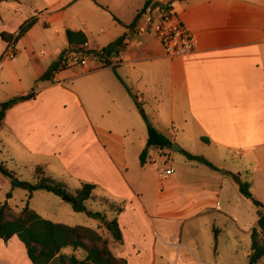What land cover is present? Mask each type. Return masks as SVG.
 Here are the masks:
<instances>
[{
  "label": "crops",
  "instance_id": "obj_1",
  "mask_svg": "<svg viewBox=\"0 0 264 264\" xmlns=\"http://www.w3.org/2000/svg\"><path fill=\"white\" fill-rule=\"evenodd\" d=\"M96 1L47 0L34 9L37 22L16 44L15 56L1 60L0 81L13 91L9 98L1 95L0 103L37 92L6 113L1 129L11 133L10 156L21 161L19 169L46 165L53 175L59 171L58 179L67 175L81 186L95 184L96 196L123 205L112 218L104 213V222L90 217L87 226L105 233L113 253L128 264H158L159 242L176 250L177 261L184 255L190 264H221L239 252L237 242L225 246L226 237L235 240L244 232L251 240L258 222L257 210L242 203L236 180L226 181L223 174L247 176L254 197L264 203V0H181L176 10L196 39L194 52L186 56H170L154 33L129 28L147 0H121L108 11ZM27 19L22 16L18 26ZM46 28L56 29V35L46 34ZM66 29L84 31L89 48L98 50L125 35L120 63L114 68L91 62L92 69L64 68L54 80H40L68 48ZM6 49L7 43L0 55ZM22 50L34 52L28 69L17 65ZM143 112L180 143L177 161L173 149L148 147ZM183 151L206 157L218 169L188 160ZM230 154L244 164H229ZM159 155L170 157L172 174L160 175L164 159ZM152 157H157V177L150 171ZM14 171L19 178L20 171ZM249 212L257 219L245 230L241 221ZM114 217L122 242L108 233L106 223ZM17 239H0V264H33ZM247 246L243 264L251 253L248 238ZM134 250L139 260L133 259Z\"/></svg>",
  "mask_w": 264,
  "mask_h": 264
},
{
  "label": "trees",
  "instance_id": "obj_2",
  "mask_svg": "<svg viewBox=\"0 0 264 264\" xmlns=\"http://www.w3.org/2000/svg\"><path fill=\"white\" fill-rule=\"evenodd\" d=\"M18 1V0H0ZM154 0H147L144 7L137 13L133 23L129 28H134L140 14L144 8ZM37 16L27 19L17 31L16 34L2 32L1 38L8 44L16 45L20 39L36 24ZM66 38L68 48L66 50H83L90 54H97L110 60V57L121 52L124 47L126 36L118 38L116 41L103 47L102 49L89 48L88 37L82 30L66 29ZM60 54L48 70L41 76L40 80H54V76L60 70L66 68L62 64ZM5 58V54L0 57V62ZM115 68V67H114ZM37 92L30 91L26 95H16L7 101L0 103V129L4 123L7 111L17 103L35 98ZM147 124V145L155 146L159 149H172L173 140L160 132L144 114ZM202 141L209 143L208 137H202ZM188 160L201 162L212 169H218L210 160L202 155H195L183 151ZM147 150L141 154V163L146 161ZM0 171L8 178H16V171L8 168L4 162L0 161ZM239 185V191L246 199L251 200L257 210L258 222L251 231V253L248 264H264V203L254 197L252 192V181L243 180L239 174H233ZM21 185L28 191V199L32 198L37 191L51 192L71 203L74 211L86 212L89 216L105 221L106 216L103 212H94L88 210L87 203L90 200L105 201L115 213H120L124 207L106 196H96L94 190L95 184L84 183L77 188L74 193L65 180L54 178L46 165L37 164L34 167V181H25ZM109 233L118 240L123 241V234L118 224L117 217L106 223ZM13 236H18L24 244L28 257L33 264H128L124 257L116 256L110 247V238L104 236L98 230L84 225H69L61 222H55L43 217L37 210L27 203L20 211L15 209L6 201H0V239L8 242ZM215 251L218 245V236L214 239ZM66 249H71L72 253H65ZM81 252V255H78Z\"/></svg>",
  "mask_w": 264,
  "mask_h": 264
},
{
  "label": "rangeland",
  "instance_id": "obj_3",
  "mask_svg": "<svg viewBox=\"0 0 264 264\" xmlns=\"http://www.w3.org/2000/svg\"><path fill=\"white\" fill-rule=\"evenodd\" d=\"M47 0H18V1H4L0 2V50H2V47L6 45V42L1 38V33L6 31V32H12V34H15L14 32L18 29V23L19 20L21 19L22 16H28V18H31L34 15V9L39 8L41 6H44ZM96 2H99L100 4V9H103L104 11L111 10L113 6H116L118 3L121 2V0H97ZM80 4H76V6L73 9H76L79 7ZM100 10V11H103ZM74 11H70L69 14H73ZM35 16V15H34ZM25 22V21H24ZM23 22V23H24ZM76 23L79 22L78 20H75ZM22 23V24H23ZM21 24V25H22ZM95 29H100L104 27L101 24H95ZM45 29V28H44ZM47 31H45L46 34H53L56 35L55 31L56 29H49L46 28ZM22 39V38H21ZM21 49H23V44H20ZM38 48L35 52L38 57H40V54L42 51L39 50ZM31 54L33 55L34 52L32 51ZM31 54H28L26 51L22 50L21 54L17 57V65L18 67L25 68V64H27V60L29 61V56ZM2 55H0L1 57ZM6 57H11L9 54V49H6L5 53ZM26 69H28L26 67ZM0 81V96H4V98H9L8 94H10L13 90L10 88V86H7L6 84L4 85ZM139 133V131H138ZM139 135V134H138ZM12 141L11 138V133L8 131L7 128L1 129L0 130V161H3L4 164L10 168L11 170H17L20 171L21 176L18 179V182L20 184H17L14 182L15 179L7 178L3 173L0 171V201L2 202H8L16 212L20 211L27 203L30 204L32 208L37 210L38 208L40 212L44 215L45 218L50 219L55 222H61L69 225H84L87 226L90 223H93L92 219H95L91 216H89L87 213L83 212H75L71 203L65 200L64 198H61L51 192L47 191H40L36 194V196L33 198V200L28 199V191L21 185L22 182L25 181H34V171L32 169V166H24L23 168L19 169L21 165V161L16 160V158L11 157L10 155L13 154V149H12ZM179 146L180 143L177 141L175 142ZM195 150H200L199 147H194ZM152 151H157V148L155 146H151ZM181 154L179 152H172V156L175 158V160H178V157H180ZM177 157V158H176ZM13 158V159H11ZM132 159V156H130V160ZM229 164H244L242 159L236 158L235 155H228ZM175 161V162H176ZM163 164V161L162 163ZM178 164V163H177ZM158 165V164H157ZM206 165V164H205ZM150 171L152 172L153 175H156L157 177V167L155 163L150 162ZM208 166V165H206ZM58 167V166H57ZM209 167V166H208ZM62 171H64V168H60ZM227 168L221 169L220 173L222 174ZM56 172V175H53L50 173L54 178H60L57 176H61L59 171H53ZM58 172V173H57ZM60 174V175H58ZM234 173H231L230 171L228 173L223 174L226 181H234L233 176ZM76 175V174H74ZM247 176H244L242 178L243 180H246ZM197 179V177H195ZM62 180L67 181L70 191L72 193L75 192L77 188L81 186V183L76 179L69 177V176H62ZM70 182V184H69ZM156 185V184H155ZM96 192V191H95ZM151 197L153 196V201H155L156 198V186H154L151 189ZM155 196V197H154ZM242 203H246V207H249L252 211H256V208L254 207L253 203L251 200H248L244 197H242ZM90 207H92L94 212H103L106 213L110 218H112V215L115 214V212L110 209V206L106 204L105 201H101L98 199L97 201H90L89 202ZM253 213V212H252ZM92 219H91V218ZM257 219L256 212L253 214H250V212L247 214L245 221H241L242 225L246 226L245 230H249L251 226L250 224H255V220ZM252 222V223H251ZM101 232V231H99ZM102 233V232H101ZM104 233V232H103ZM109 233V230H108ZM104 236L105 233L103 234ZM110 236L116 241L112 234ZM226 243L225 246L230 247L231 243L230 242H237L239 244V252L236 255L232 256H227L228 258L222 260L221 264H243L247 261V255L246 252L249 250L247 246V238L249 239V244L251 242L250 237H247V234L244 232H240V237L238 239H230L229 237H226ZM17 241L21 243L18 239ZM162 241V240H158ZM149 242V241H148ZM158 244V264H190L185 262L184 259H187V256H181V259L178 261L176 260V254L173 248H167L162 242H159ZM22 244V243H21ZM65 253H72L71 249H66ZM78 255H81V252H78ZM140 255L135 252L134 250V256L133 259L139 260ZM144 258L148 261L150 258V255H148L145 252Z\"/></svg>",
  "mask_w": 264,
  "mask_h": 264
},
{
  "label": "built area",
  "instance_id": "obj_4",
  "mask_svg": "<svg viewBox=\"0 0 264 264\" xmlns=\"http://www.w3.org/2000/svg\"><path fill=\"white\" fill-rule=\"evenodd\" d=\"M180 1H154L144 8L135 25V30L138 33H154L161 40L165 51L170 56L189 55L194 52L196 47L195 36L187 28L176 10L177 4ZM8 49L10 56L14 57L16 54V45L11 44ZM122 57V51L113 54L108 61L100 55L90 54L83 50H66L62 56V64L66 68L88 67V69H92L89 65L91 62H94L97 66L113 65L115 67L120 63ZM105 61H107V64ZM160 156L164 159V163L160 168V175L172 174L174 172V168L171 166L172 160L169 156ZM151 161L155 163L157 157H152Z\"/></svg>",
  "mask_w": 264,
  "mask_h": 264
},
{
  "label": "water",
  "instance_id": "obj_5",
  "mask_svg": "<svg viewBox=\"0 0 264 264\" xmlns=\"http://www.w3.org/2000/svg\"><path fill=\"white\" fill-rule=\"evenodd\" d=\"M105 63L107 64V61H105ZM172 149H173V151H176V152L182 150V148H181L178 144H176V143L173 144ZM14 179H15V180H14L15 183L20 184V183L18 182V179H17V178H14Z\"/></svg>",
  "mask_w": 264,
  "mask_h": 264
}]
</instances>
